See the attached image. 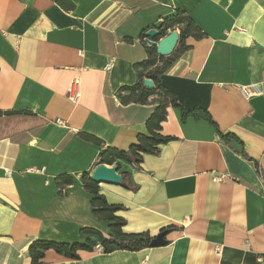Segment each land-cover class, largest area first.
Here are the masks:
<instances>
[{
    "label": "crops",
    "instance_id": "crops-1",
    "mask_svg": "<svg viewBox=\"0 0 264 264\" xmlns=\"http://www.w3.org/2000/svg\"><path fill=\"white\" fill-rule=\"evenodd\" d=\"M150 28L177 31L170 55ZM263 75L264 0H0V264H32L35 241L83 243V228L171 231L156 247L48 249L42 264H264V83L234 86ZM106 151L128 155L102 163L121 184L97 183L116 220L85 187Z\"/></svg>",
    "mask_w": 264,
    "mask_h": 264
},
{
    "label": "trees",
    "instance_id": "trees-1",
    "mask_svg": "<svg viewBox=\"0 0 264 264\" xmlns=\"http://www.w3.org/2000/svg\"><path fill=\"white\" fill-rule=\"evenodd\" d=\"M152 61L151 59H148L146 63ZM155 87H158L155 83ZM166 138H156L154 136L153 143H161ZM150 151L152 150L151 145H149L147 148L138 145V146H132L130 148V151L133 154H136L135 151ZM127 159L128 155L127 152H121V151H106L101 152L99 154V162L103 163H112L113 159ZM85 187L87 190L91 193H93L94 197L92 199L93 205L95 208V213H109L110 218L113 220H116L117 218L112 215V211L119 208L118 205H109L106 203L104 197L98 193L97 189V183L90 179L88 176V173H85ZM122 222L117 221L116 223L111 224V228H116L121 226ZM120 229V228H119ZM82 232H88L89 236L83 243H58L53 241H35L29 248V253L31 256L32 264H42L40 261L41 258H43L44 252L48 249H53L57 253L64 254L67 257L70 258H78L77 251L78 250H91V248L94 246L95 241L97 243H100L103 246L104 252H111L117 249H139L143 247L149 246L150 237L148 234L139 233V234H123L121 231H118V236L115 239H106L102 236L100 232L94 229L90 228H83ZM89 237H94L95 241L90 240Z\"/></svg>",
    "mask_w": 264,
    "mask_h": 264
},
{
    "label": "water",
    "instance_id": "water-1",
    "mask_svg": "<svg viewBox=\"0 0 264 264\" xmlns=\"http://www.w3.org/2000/svg\"><path fill=\"white\" fill-rule=\"evenodd\" d=\"M158 32L155 28H150L145 33L144 41L151 47L155 48V51L160 56H168L170 55L178 42V33L173 30L168 33L166 36L160 38L159 40H155ZM143 85L146 88H153L154 84L150 78L143 79ZM90 179L94 182L98 183H107L118 185L122 183V177L117 172V167L114 165H106L99 163L97 164L90 173ZM171 231V228H165L159 231L153 238L149 241L150 247H156L164 245L167 240L165 236L168 232Z\"/></svg>",
    "mask_w": 264,
    "mask_h": 264
},
{
    "label": "built area",
    "instance_id": "built-area-1",
    "mask_svg": "<svg viewBox=\"0 0 264 264\" xmlns=\"http://www.w3.org/2000/svg\"><path fill=\"white\" fill-rule=\"evenodd\" d=\"M105 68L107 70H109L111 68V62H109ZM262 83H264V75H263V79L260 83L248 84V85H234V86H235V88H237L239 90V92L243 96L250 97V96H256V95H259L262 93V88H261ZM76 84H77L76 82H72L69 85L68 90H67L68 97L74 102H77L79 97H80V92L77 89ZM28 171H34V169L29 168ZM38 171L43 172V169H40ZM227 176H228V173H226V172H216L212 175V180L214 182H222L225 180V178ZM93 250L97 253H103L104 252L103 246L100 243H95L93 246ZM215 250L217 253H219L220 252V246H216Z\"/></svg>",
    "mask_w": 264,
    "mask_h": 264
}]
</instances>
